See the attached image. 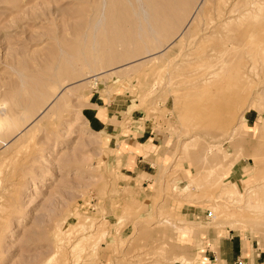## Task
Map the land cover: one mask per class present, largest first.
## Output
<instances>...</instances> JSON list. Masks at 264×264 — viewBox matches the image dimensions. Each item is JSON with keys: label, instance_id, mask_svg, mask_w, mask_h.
Segmentation results:
<instances>
[{"label": "rangeland", "instance_id": "obj_1", "mask_svg": "<svg viewBox=\"0 0 264 264\" xmlns=\"http://www.w3.org/2000/svg\"><path fill=\"white\" fill-rule=\"evenodd\" d=\"M218 1L0 0V115L17 122L0 157L20 144L0 174V264H44L54 234L73 224L107 231L85 264H191L177 255L185 227L264 238V121L252 141L242 130L246 110L264 112V19L260 34L242 30L244 67L205 80L210 57L226 53L204 42L214 29L205 11L214 6V17ZM221 1L216 26L235 2ZM91 94L129 96L169 137L148 191L118 187L110 137L84 119ZM241 164L246 187L231 176ZM180 202L198 206V218L176 214Z\"/></svg>", "mask_w": 264, "mask_h": 264}, {"label": "crops", "instance_id": "obj_2", "mask_svg": "<svg viewBox=\"0 0 264 264\" xmlns=\"http://www.w3.org/2000/svg\"><path fill=\"white\" fill-rule=\"evenodd\" d=\"M86 105L84 119L87 126L94 133L105 132L110 137L111 165L116 171L118 187L130 192L148 191L147 182L154 180L157 169L169 159L170 141L164 129L157 122L144 121L140 117L141 112L134 109L129 96L117 95L106 102L91 94ZM125 119H130L129 125L122 127ZM142 120L144 123H140ZM263 121L264 112L260 113L255 108L243 113L242 130L251 135L249 140H253ZM247 172L249 169L246 165L234 167L232 179L237 185L246 187L252 176ZM175 209V213L186 221L198 218L196 212L199 207L194 204L180 202ZM185 228L188 229L186 235H179L178 238L183 251L177 255L181 259H191V264H249L250 261L251 264H264V238L231 230L218 234L210 231L194 237L192 229L189 232V227Z\"/></svg>", "mask_w": 264, "mask_h": 264}, {"label": "bare ground", "instance_id": "obj_3", "mask_svg": "<svg viewBox=\"0 0 264 264\" xmlns=\"http://www.w3.org/2000/svg\"><path fill=\"white\" fill-rule=\"evenodd\" d=\"M215 3L216 2H214V4ZM225 3H223L221 0L218 1V6L217 7L215 6L214 17H213V14L210 13V10H212L214 8V6L212 8L211 7L212 5H211L209 11L207 12V9L205 11V14L207 15L206 18L208 17L205 25H206V27L210 26V28L213 27L214 29L212 30V35L209 36V33H208V38L205 36L207 39L205 38L206 41H204V42L211 43L212 49L211 48L210 49L213 53L219 52L220 50H224L226 52L224 58L219 57V58L215 59L213 57H210L211 61H213L214 63L216 61H218V62H216L215 64L212 63L210 65L211 67H215V70L214 71L212 70L213 72L209 73V75H208L209 78L208 77H207V79L204 78L205 80L211 81L214 77L218 76V74H220V73L223 74L224 70L227 71V70L233 69L234 66L240 67L243 65V63L245 62L246 59L245 60L242 59V57H243L242 54H243L244 50L246 52V51H248V49L247 50L244 49L245 46H243V40L245 39L244 38L245 34H243L242 30L245 27H254V28L258 27V25L260 24V21H262L264 19V0H235L233 6L231 7V9L227 13L228 14L227 17L225 19L223 18L224 20L222 19L220 21L221 24L216 26L215 25L216 19H219L222 16L221 12H223V11L221 9V6H222V4L224 6ZM206 6H207V4H206ZM206 6L204 8H206ZM225 13H226V11H225ZM201 19H202V17H201ZM199 21L201 22V20H199ZM202 22H203V20H202ZM220 22H218V23H220ZM200 26H203V25H200ZM260 26H261V29L259 28ZM262 26L263 25L261 24L258 27L259 30L256 29L257 32H259V34H260V32L263 31L262 29L264 27L262 28ZM253 32H254V30H253ZM253 32H252V34H253ZM200 34H201V31H200ZM256 36H258V35L256 34ZM198 38H200V37H198ZM248 38H249V36H248ZM258 40H259V38H258ZM204 42H203V44L205 45ZM247 42L249 43L250 41L247 40ZM263 42H264V40H263ZM206 44H208V43H206ZM257 44H258V42H255V45H257ZM197 45H199V44H197ZM250 46H251V44H250ZM250 46L247 48L250 49ZM201 47H202V45H201ZM196 48H197V46H196ZM251 49L253 50V46ZM249 52L251 53V50ZM249 52H248V54H249L248 56H250ZM219 54L221 55V53H218V55ZM251 55H252V53H251ZM204 59H202L203 61L201 60L202 61L201 63H204V66L201 65V67L203 66V67L209 68V66L207 67L205 65L204 61L206 59L205 60ZM243 60H244V62H243ZM206 61H208V60H206ZM197 65H198V63H197ZM198 66H200V64ZM243 67H244V65H243ZM203 77H205V76H203ZM214 79H213V82L215 81ZM207 82L209 83V81H207ZM11 114H12V112L6 111L2 115H0V147L4 146V145H8L7 139L9 137L14 136L11 134H12V130H13V128L17 122H16V120H14V118L12 117ZM13 144H15L14 148L13 149L10 148V149L14 150V151H11L12 153L10 152L11 154H9L8 156H4L2 158L0 157V174L2 172V168L6 164V161L10 160L12 155L17 150L16 148L19 147V145H20L19 139H17L16 142ZM1 182H2V180L0 177V184H1ZM0 199H1V197H0ZM1 209H3V208H0V210ZM103 227H104V225H95L93 223L89 224V226H87V227L84 225L77 227L73 224V225H68L64 229L56 232L54 234L55 235L54 236V252H53L54 254H52V257L50 256L51 258H48L44 264H70L68 261V257L70 254L74 257V261H72V262H74L73 264H85V260L83 261L82 257H81V255L83 253H85L87 250H90L89 253H92V254L96 253V255H97V252H95V251H98V253H99V248L104 246L105 244H107V241L105 238L107 231ZM87 256H88V254H87ZM95 258H98V257H94V260H96ZM181 261L186 263V260H181Z\"/></svg>", "mask_w": 264, "mask_h": 264}, {"label": "built area", "instance_id": "obj_4", "mask_svg": "<svg viewBox=\"0 0 264 264\" xmlns=\"http://www.w3.org/2000/svg\"><path fill=\"white\" fill-rule=\"evenodd\" d=\"M95 83H96V86H97V81H95ZM256 249H257V251H259V249H258V243H256Z\"/></svg>", "mask_w": 264, "mask_h": 264}]
</instances>
